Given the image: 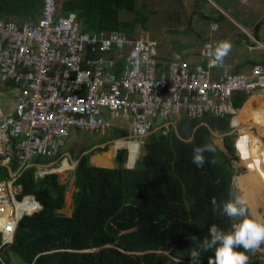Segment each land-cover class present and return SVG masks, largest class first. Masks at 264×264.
<instances>
[{"label":"trees","instance_id":"obj_1","mask_svg":"<svg viewBox=\"0 0 264 264\" xmlns=\"http://www.w3.org/2000/svg\"><path fill=\"white\" fill-rule=\"evenodd\" d=\"M138 2L59 0L58 13H74L83 32H124L138 38L139 24L147 17ZM43 4L44 0H0V18L19 24L35 22ZM116 52L117 57L111 60L117 58L121 63L129 51L115 49L111 54ZM117 61L108 63L109 67L115 69ZM245 99V93H235L232 107H241ZM231 117L206 113L198 120L181 115L174 125L161 127L144 138L146 154L133 168L124 166L126 149L117 151L113 168L92 165L89 154L82 155L74 171L71 216L59 212L65 205L67 190L59 175L37 174V165L53 162L60 154L36 157L33 165L19 170L15 152L9 163L0 162V181L21 171L15 181L21 187L18 199L29 197L34 207L28 200L23 203V212H32L18 222L11 244H3L0 236V264H20L13 255L25 264H190V248L208 237L211 226L229 231L237 222L221 209L214 210L212 204L213 199L220 203L233 197V161L237 157L233 135L228 134ZM212 131L224 134L225 151L213 143ZM128 134L127 129H121L111 137ZM108 139V135L102 136L99 144ZM123 145L130 149L131 165L137 153L131 142L116 141L105 156H112L115 147ZM198 146L214 149L204 153L203 167L192 163L193 149ZM87 149H81V153ZM67 167L71 166L63 160L62 168ZM12 231L5 240L12 237ZM244 251L248 264H259L252 249ZM201 256L202 264L209 260L215 264L214 249Z\"/></svg>","mask_w":264,"mask_h":264},{"label":"built area","instance_id":"obj_2","mask_svg":"<svg viewBox=\"0 0 264 264\" xmlns=\"http://www.w3.org/2000/svg\"><path fill=\"white\" fill-rule=\"evenodd\" d=\"M58 1L44 0L35 22L0 18V85L17 96L12 113L0 119V162L9 163L17 152L24 170L36 157H60L71 129L105 134L117 117L128 122L132 137L144 140L181 114L198 120L206 113L233 115L237 92L264 93L263 65L214 77L211 44L204 42L203 63L191 68L172 60L164 69L155 40L83 32L74 13H58ZM115 49L129 51L119 76L101 56ZM19 170L0 181V232L13 226L12 236L17 206L29 198L18 199Z\"/></svg>","mask_w":264,"mask_h":264},{"label":"crops","instance_id":"obj_3","mask_svg":"<svg viewBox=\"0 0 264 264\" xmlns=\"http://www.w3.org/2000/svg\"><path fill=\"white\" fill-rule=\"evenodd\" d=\"M179 4V9L175 7V10H172V13H175V24L172 29L175 33L182 34L186 37H178L177 48H162L159 45V53H158V61L160 65L165 69L167 64L172 60L181 61L184 64L189 65L193 68L195 65L199 63H203L199 53L196 55L193 54V50L200 51V48L204 42H209L211 44L212 52L215 50L217 45L223 41H228L231 43L232 47L227 53L226 56L223 57L222 61L217 64L211 66V71L214 77L223 74L229 73H246L250 67L254 64L263 65L264 67V0H175ZM178 9V10H177ZM183 13L181 14L180 13ZM169 15L170 11H169ZM183 24V28H182ZM178 26V27H176ZM214 26H216L214 28ZM191 50V52H190ZM168 52H173V54H169ZM162 54V55H161ZM106 58L107 63H115L117 58L111 60L112 58L117 57V52L115 55L106 54L101 55ZM162 56V57H161ZM168 56V57H167ZM214 57L212 56V60ZM111 60V61H109ZM123 65V62L119 63L117 61V67L115 69L111 68L117 76L120 75ZM238 71H235L237 70ZM119 71V73H117ZM0 88L6 89V91H2L0 89V94H5L7 96V101L4 103V110L0 106V119L5 115L12 113L13 108L16 103V93L15 91H11L10 87L0 85ZM8 94V95H7ZM245 101V100H244ZM3 100H0V104ZM242 106V105H241ZM255 109L264 108V98L258 100L245 109L250 107ZM235 109V108H234ZM237 109V108H236ZM244 109V110H245ZM123 119V118H122ZM125 120V119H124ZM174 125V123H173ZM170 126V125H169ZM165 127V128H169ZM243 128V127H242ZM121 129H127L129 131V126L127 122V126L112 124L110 126V133L118 132ZM158 130V129H157ZM241 132V131H240ZM87 135L88 138L84 139L86 141L82 146V148H88L83 153L79 154L77 160L84 154H89L90 164L101 167L113 168L117 165L115 161V156L118 150L128 149L127 150V159L129 161L130 149L127 145L120 146L119 148H115L112 152V156L106 157L102 152H104L106 147H103L102 144H96L99 140L98 132H81L77 131V134ZM98 133L96 136H89V134ZM108 133V134H110ZM130 133L127 136L120 137L121 141L124 142H132L139 143L140 150L137 149L136 153V161L138 153H141V142L142 140H137L134 138V141L124 140L129 137ZM82 138H84L82 136ZM75 137L69 136L67 140L66 146L69 147ZM78 139V138H77ZM75 139V140H77ZM96 141V143H94ZM91 144L90 147L86 144ZM99 143V142H98ZM105 143V142H104ZM65 146V147H66ZM126 146V147H125ZM94 148L103 149L100 150L101 153L92 151ZM108 150L107 152H109ZM96 153V154H95ZM69 154V151H65L63 155ZM107 159V162H102L101 159ZM126 159V160H127ZM67 164L68 160L65 159ZM78 162V161H77ZM76 162V165H77ZM126 162V161H125ZM45 164L37 165L38 171L43 170L40 166H44ZM129 165V164H127ZM124 166H126L124 164ZM76 169V168H75ZM38 174V172H37ZM11 177V175H10ZM72 197V195H71ZM69 198L65 196V205L62 209L59 210L61 214L66 216H71L73 211L72 203L69 204Z\"/></svg>","mask_w":264,"mask_h":264},{"label":"rangeland","instance_id":"obj_4","mask_svg":"<svg viewBox=\"0 0 264 264\" xmlns=\"http://www.w3.org/2000/svg\"><path fill=\"white\" fill-rule=\"evenodd\" d=\"M178 4L179 3L175 0H139L138 6L140 7L141 12L147 17L146 21H144L142 24H139V31L141 35L139 36V34H136V36L142 39H153L158 42L162 48L164 47L167 50L169 48H177L179 44L178 39L176 38H178L179 36L186 37L184 33L178 34L172 30L176 21L175 13H172V10H175V7L179 9ZM169 11L171 16L169 15ZM168 53L173 54V52ZM263 98L264 93H262L261 91L254 92L249 97L247 96L245 101L242 103V106L235 109L231 117V128L228 133L233 135V146L237 157L233 161V165L235 168L234 176H236V184H234L233 186V196L234 194L243 196L247 200L246 215L261 221H264V108L255 109L252 106L248 109L245 108L248 106V104L251 105L252 103ZM0 100H3L0 106L4 110H6V108L4 107V103L7 101V96L5 94H0ZM177 119L170 120L171 124H175V121ZM110 122L112 124L127 126V121L120 117L112 119ZM157 129L158 128H156L154 131H156ZM108 133H110V131H108L106 135H99L98 133H94L92 135L89 134V136L99 135L100 138L102 136H109L107 142L101 143V145L103 144V147H106L107 150L101 153L100 150L94 148L92 150L93 152L96 151L101 154L104 153V155L108 154L109 152L107 151L112 150L115 142L121 140L120 138L112 139L111 136H113L114 133ZM215 133L217 134V143L222 146L224 134L219 132ZM70 136H74L75 139H78H74L73 143L69 147L66 146L62 150L61 156L57 160L45 164L43 166L44 169L38 171V173L41 174L43 171L52 170L54 171V173H57L59 175L60 181L66 185L67 196L70 200L69 204L72 203L71 195L75 190L74 171L76 168V162L78 161L77 159L79 154L81 153V149H83L82 145L86 142L84 141V139L88 138L87 135L81 133L77 134V131L74 129H71ZM82 136L84 138H82ZM124 140L134 141V137L129 135V137L125 138ZM98 142L96 143L95 141L94 143L99 144ZM94 143L86 145L90 147L91 144ZM131 145L133 149L137 151V144L131 142ZM119 147L120 146H118L117 148ZM67 150L69 151L70 157L68 154L63 155V153ZM139 156L140 153H138L137 157ZM65 159L68 160V164L71 167L63 169L62 162ZM127 164L128 159L125 162V165ZM26 213L29 214L28 212ZM255 255L256 258L259 260V264H264V242H262L258 247H256ZM13 258L16 260V262L20 264H25L16 255H13Z\"/></svg>","mask_w":264,"mask_h":264},{"label":"clouds","instance_id":"obj_5","mask_svg":"<svg viewBox=\"0 0 264 264\" xmlns=\"http://www.w3.org/2000/svg\"><path fill=\"white\" fill-rule=\"evenodd\" d=\"M231 47L232 45L228 41L219 43L215 50L209 53L214 57L211 62L212 65L222 61ZM213 150L211 146L195 147L192 163L197 167H203L206 163L204 153ZM212 204L214 210L221 209L225 216L237 222L233 223L229 231L211 226L208 237L200 241L195 247L190 248V264H202L201 253L209 249H214L215 264H248L249 257L244 250L256 248L264 242V221L246 215L247 200L240 195L234 194L233 199L220 203L213 199ZM193 239L195 238L193 237ZM208 264H213V261L209 260Z\"/></svg>","mask_w":264,"mask_h":264},{"label":"water","instance_id":"obj_6","mask_svg":"<svg viewBox=\"0 0 264 264\" xmlns=\"http://www.w3.org/2000/svg\"><path fill=\"white\" fill-rule=\"evenodd\" d=\"M249 95H250V94H249ZM249 95H248V96H249ZM215 132H216V131H215ZM215 132L212 131V135H211V139H212L213 143L216 144L217 146H219L220 149H222V150L225 151L224 141H222V146H220V145L217 143V140H216V139H217V138H216V137H217V134H216ZM140 145H141V153H140V156L137 157V158L143 157V156L146 154V145H145V141L142 140V142H141ZM78 162H79V160H78ZM78 162H77L76 168L78 167ZM135 163H136V158L133 160V163H132L131 165H126L125 167H126V168H133V167L135 166ZM233 166H234V165H233ZM40 167L43 168V166H40ZM41 170H42V169H41ZM48 173H54V171H52V170H50V171H43V172L41 173V175L48 174ZM234 184H236V176L233 175V177H232V186H234ZM232 199H233V197H232ZM30 200H31V199L28 198V201H30ZM23 217H24V212L21 211V214H20V216H19L18 222H19ZM17 225H18V224H17ZM17 225H16L14 231H16V229H17ZM14 234H15V232H14ZM14 234H13V237H12V239H11V241H10V244L13 242ZM0 236H1L2 238H4V236H3V234H2L1 232H0ZM252 250L255 252L256 248H253Z\"/></svg>","mask_w":264,"mask_h":264},{"label":"bare ground","instance_id":"obj_7","mask_svg":"<svg viewBox=\"0 0 264 264\" xmlns=\"http://www.w3.org/2000/svg\"><path fill=\"white\" fill-rule=\"evenodd\" d=\"M21 211L23 212L24 211V207H23V203L19 204L17 206V213H18V216H20L21 214ZM13 229V226L10 228V229H3V235H4V239H6V235L10 232V230Z\"/></svg>","mask_w":264,"mask_h":264}]
</instances>
